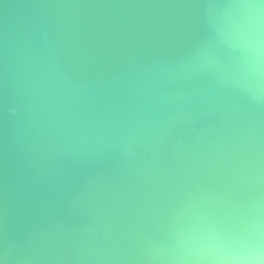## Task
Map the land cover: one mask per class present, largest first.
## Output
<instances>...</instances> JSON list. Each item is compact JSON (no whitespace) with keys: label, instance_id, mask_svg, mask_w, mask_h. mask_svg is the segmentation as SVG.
Listing matches in <instances>:
<instances>
[{"label":"water","instance_id":"95a60500","mask_svg":"<svg viewBox=\"0 0 264 264\" xmlns=\"http://www.w3.org/2000/svg\"><path fill=\"white\" fill-rule=\"evenodd\" d=\"M0 264H264V0H0Z\"/></svg>","mask_w":264,"mask_h":264}]
</instances>
